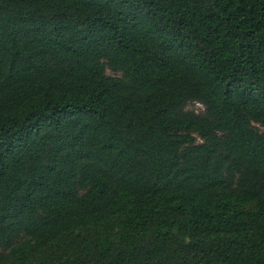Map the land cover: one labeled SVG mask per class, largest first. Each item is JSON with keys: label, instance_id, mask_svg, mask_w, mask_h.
<instances>
[{"label": "trees", "instance_id": "16d2710c", "mask_svg": "<svg viewBox=\"0 0 264 264\" xmlns=\"http://www.w3.org/2000/svg\"><path fill=\"white\" fill-rule=\"evenodd\" d=\"M0 264H264V0H0Z\"/></svg>", "mask_w": 264, "mask_h": 264}, {"label": "rangeland", "instance_id": "374dc122", "mask_svg": "<svg viewBox=\"0 0 264 264\" xmlns=\"http://www.w3.org/2000/svg\"><path fill=\"white\" fill-rule=\"evenodd\" d=\"M107 73H109V72L107 71ZM185 109L192 110L194 112H200L202 109V106L198 102H188L185 105Z\"/></svg>", "mask_w": 264, "mask_h": 264}]
</instances>
